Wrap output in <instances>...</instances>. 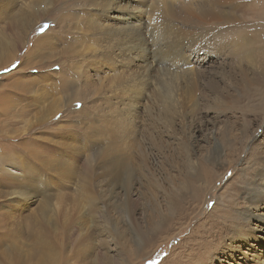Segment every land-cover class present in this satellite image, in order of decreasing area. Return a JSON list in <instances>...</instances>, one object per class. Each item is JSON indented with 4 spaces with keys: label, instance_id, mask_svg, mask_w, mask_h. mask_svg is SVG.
<instances>
[{
    "label": "rangeland",
    "instance_id": "rangeland-1",
    "mask_svg": "<svg viewBox=\"0 0 264 264\" xmlns=\"http://www.w3.org/2000/svg\"><path fill=\"white\" fill-rule=\"evenodd\" d=\"M29 1L0 0L6 41L15 33L6 21L22 10L25 22L14 54L0 56V264H12L10 255L37 264V247L49 251V243L58 264H264V203L256 207L248 198L260 185L264 99L247 98L264 90V81L231 87L223 113L211 88L229 89L226 71L238 78L230 44L258 30L264 42V0H240L253 5L235 8L233 21H206L205 38L200 31L191 36L193 23L182 20L177 0L165 2L175 21L158 16V5L147 0L144 15L128 10L137 33L129 48L128 38L122 44L116 35L102 38L106 26L82 29L98 16L100 0H48L37 16ZM45 35L49 43L30 53ZM189 43H198L197 54L187 55ZM190 68L198 74L195 89L192 76L184 83ZM222 68L225 74L212 75ZM71 73L69 88L63 82ZM163 79L169 112L148 128L146 113L162 105ZM246 106L249 114L240 117ZM125 162L126 178L127 169H119Z\"/></svg>",
    "mask_w": 264,
    "mask_h": 264
},
{
    "label": "bare ground",
    "instance_id": "bare-ground-1",
    "mask_svg": "<svg viewBox=\"0 0 264 264\" xmlns=\"http://www.w3.org/2000/svg\"><path fill=\"white\" fill-rule=\"evenodd\" d=\"M12 1V0H11ZM35 1L39 4H36ZM131 1H134V4H131ZM146 1L147 0H100V1H97L95 3V6L97 7V10L95 12L98 13V16H95V18L93 19L92 18V21L90 20V25L89 23L88 24H83L84 26H82V29H86V28H95V27H99V26H106L104 28V31L101 35L102 38H105V37H113V35H116L118 36V41H116L118 44H122L123 41H121V39L123 38H128V41H126L125 43L128 45V48L131 44V42H136L137 43V33L136 32H132V27H131V23H132V20L131 17L133 16V14L128 11V10H132L133 12H135V14L137 15H144V13L146 12V5H152V4H146ZM48 0H31L29 1L28 3V9H31L33 10L34 7L36 6V16L37 14L39 13L40 9L43 8V6L45 4H47ZM55 2V0H50L48 3L50 4H53ZM154 3H156V5H158V10L156 11V14L158 16H160L161 18L165 19V21H170V20H174L173 18L171 17H176L177 13L168 5H166V0H153ZM166 2V3H165ZM178 2V6L180 7V11H181V17H182V20L184 22H192L193 23V31H192V34L191 36L193 35H196L197 32L200 31V34L199 35L200 37H202L203 35H206V34H209L211 33V31H206V30H200L201 28L203 29L204 28V24H206L205 22L207 21H214L216 23H220V22H223V21H233L234 18H236V12H235V8H241V7H245L247 5V8H249L251 10L253 4H246V3H240V0H177ZM8 4V3H7ZM173 6V5H172ZM174 6H177L174 5ZM240 6V7H239ZM26 8V9H27ZM1 9V8H0ZM4 9V8H3ZM95 9V8H94ZM25 10V9H24ZM18 11V10H17ZM22 11V10H21ZM16 15V16H13V19L10 20V21H6V26L7 27H13V31L15 32L14 35H13V38L8 41H6V39L4 38L3 35H0V56H1V59H3V57L7 58V56H9L10 54H12L14 51V48H15V45L16 44H20V42L22 41L23 39V36L25 37V35L19 37L18 35V29L19 27L21 26V23L24 22L21 20L22 18V14H20V12ZM179 11V12H180ZM240 12V11H239ZM111 14V15H108V14ZM16 14V13H15ZM30 14V13H27V15ZM239 14V13H238ZM35 16V17H36ZM70 17V16H68ZM88 17V16H87ZM28 18V16H27ZM178 19V18H177ZM25 21H27L25 19ZM87 21V20H85ZM175 21V20H174ZM25 23V22H24ZM35 23V20L32 21H29L28 23L26 22V24L28 25L29 29L30 27ZM209 23V22H208ZM25 24V25H26ZM228 24V23H227ZM226 24V25H227ZM254 24V23H253ZM252 24V25H253ZM23 25V26H25ZM181 25V24H180ZM190 25V24H189ZM188 25V26H189ZM231 25V24H229ZM237 25V24H236ZM187 26V27H188ZM221 26V25H220ZM233 26V25H232ZM238 26V25H237ZM263 27V26H261ZM191 28V27H189ZM227 29V27H224ZM239 28V27H238ZM242 28V27H241ZM245 28V27H244ZM259 28V27H258ZM28 29V30H29ZM217 30V29H216ZM244 30V29H243ZM256 30V29H255ZM80 31V30H79ZM186 31V30H185ZM188 31V30H187ZM204 31V32H202ZM206 31V32H205ZM225 32V31H224ZM2 33V32H1ZM82 33V31H81ZM83 33L85 35H87V33L84 32L83 30ZM96 33L98 32H95L94 35H96ZM244 33V31H243ZM26 34V33H25ZM184 34V33H183ZM83 35V37L85 36ZM253 37L252 39L249 37V35H245V36H241L240 39L232 44H230L228 46V53H229V56H230V59H234V61L237 62V65H236V72H237V75H238V78H234L228 71H226L228 74H227V80L225 81V84L229 85V89L226 88L225 85H223V87H220V85L217 83V86L216 85H211V88H212V91H213V97H212V102L214 104V107L216 108V111H219L220 113H223V111L226 110V108H228V105L226 104L227 103V99L229 98L228 96H232V94L230 93V88L233 87L234 89H240L242 86H248V85H253L255 83H257V81H264V42L263 40H259L258 38L260 37L261 35V32L258 30V31H255V32H252L251 34ZM43 36V35H42ZM115 36V37H116ZM184 37L186 36V34L183 35ZM198 36V37H199ZM11 37V36H10ZM131 37V39H130ZM207 37L204 36V38ZM48 38L46 35L44 37H39L36 41V44H34V48H35V45H43L46 41H48ZM57 39V38H56ZM87 39V38H86ZM183 39H186V38H183ZM234 39V38H233ZM238 39V38H237ZM256 39V40H254ZM17 41L16 44L15 41ZM107 40V39H106ZM222 40V39H221ZM224 40V39H223ZM186 42H194L193 39H188ZM198 42V41H197ZM200 42V41H199ZM227 42V41H225ZM49 43V41L47 42ZM75 43V42H74ZM231 43V42H230ZM79 44V43H78ZM184 44V43H182ZM202 44V43H201ZM89 45V44H88ZM72 46V45H71ZM75 46V44H74ZM82 46V45H81ZM198 43L195 44V43H189L188 44V47H192V49H190V53H187V55L189 54H197L198 52V49H200L198 47ZM92 47V46H91ZM83 48L82 50L84 51H90V48ZM131 47V46H130ZM136 47V46H134ZM45 48V47H44ZM137 48V47H136ZM209 48V47H208ZM139 49V48H138ZM142 49V48H141ZM201 49H204L201 47ZM93 50V48H92ZM207 50V48H206ZM219 50V49H218ZM61 50H58L57 49V52H60ZM64 51V49H63ZM66 51V50H65ZM70 51V50H68ZM138 51V50H137ZM176 51V50H175ZM188 51V50H187ZM201 51V50H200ZM37 53L38 52V49L35 48V50H32L30 53ZM40 52V50H39ZM170 52H173V53H177V54H181L179 52H174V51H170ZM205 52V51H204ZM33 53V54H34ZM63 53V52H62ZM66 53V52H65ZM14 54V53H13ZM206 54V52H205ZM217 54V53H216ZM73 56L74 55H78L77 53H73L72 54ZM182 55V54H181ZM220 55V54H219ZM77 57V56H76ZM207 57V56H206ZM228 57V56H227ZM84 58V57H83ZM220 64V63H219ZM223 64V63H222ZM149 67H153V63L151 65L148 64ZM148 67V68H149ZM69 69V68H68ZM232 69V68H231ZM196 69L193 68H190L188 70H185L184 71V76L186 78H188L186 81H184V83H186L187 85L190 83L189 82V79H192L190 76H192L194 78V76L198 75L196 72H195ZM72 71V70H71ZM79 69L76 70V72H78ZM73 72H75V70L73 69ZM235 72V71H234ZM70 73V72H69ZM216 73H223L225 74V70L224 68H222L221 70H219L218 72H215V73H212V75L216 76ZM77 74V73H75ZM65 77V76H64ZM73 75L71 73V75L69 77H65L64 79V86L66 85L67 87L70 88V86H72V82L71 84L69 85L68 81H70L72 79ZM201 81H204V85L205 83H207V79H205L204 76H201ZM226 78V77H225ZM51 79H53L52 77L49 78V76L47 77V81H50ZM184 79V78H183ZM224 79V78H223ZM196 79L194 78L193 81H191L190 85H194L193 89H195V86H196ZM228 81H230L228 83ZM68 82V83H67ZM52 83V82H50ZM162 87L163 89L160 90L159 92V97L162 101V105L161 107L159 108V112L158 113H155L154 115H151L149 112H147V116H148V122L146 123V125L148 126V128H150L154 123L158 122L161 117L166 114H168L169 112V107L167 106L166 102L167 100L169 99V92H168V86L169 85V82L166 81L165 79L162 80ZM181 83V82H180ZM183 84V83H182ZM198 84V83H197ZM189 85V86H190ZM90 84L87 83V88L89 89L90 87ZM198 86V85H197ZM262 87V86H261ZM260 87V88H261ZM251 88V87H250ZM249 89V88H248ZM247 89V90H248ZM170 90V89H169ZM264 90L262 89H258L256 88V90H254V92L252 93L251 96L247 97L248 100H250L251 98H253V96H260L261 100L262 98L264 99ZM261 92V94H260ZM79 94V97H83L84 95H82L81 93H78ZM172 94V93H171ZM233 97V96H232ZM231 98V97H230ZM246 98V97H245ZM206 98L203 97L202 101H205ZM241 106V105H240ZM244 107V106H243ZM248 106H246V108H242L241 109V113H240V117L242 116L243 113L245 114H249L247 112ZM174 109V108H173ZM237 110V109H236ZM240 110V109H239ZM238 112V111H237ZM240 112V111H239ZM254 115L255 112H252ZM239 114V113H238ZM168 116V115H167ZM166 116V117H167ZM170 116V115H169ZM248 117V116H246ZM238 118V117H237ZM249 119V118H248ZM163 120V119H162ZM242 120V119H240ZM162 122V121H161ZM248 124V123H245V125ZM166 126V125H165ZM163 126V127H165ZM169 126V125H168ZM241 130H240V137H244L245 138V135H246V128L244 126L243 123H241ZM157 128V127H156ZM159 128V126H158ZM161 132V131H160ZM223 135V134H222ZM233 139L234 140H239V137L237 135H233ZM24 144V143H23ZM134 144V143H133ZM133 147V146H132ZM128 150V149H127ZM237 150L235 149V152ZM256 151V150H255ZM32 155H35L36 156V153L34 151H31ZM108 153V152H107ZM113 153V152H112ZM217 153V152H216ZM256 153L259 155V159H260V162L258 163V165H260L259 168H257V165H255V163H251V167L253 168V170H251V174L254 173V169L257 168L258 169V179L260 180V185L258 186V188H256L257 185H255L254 187V190L253 191H248L249 192V195H248V198L250 200V203L256 207H261L262 206V203H264V142H262L261 140L258 142V149L256 151ZM119 154V153H118ZM250 154H252L250 152ZM249 154V156H250ZM254 155V154H252ZM121 156V155H120ZM216 156V155H215ZM37 157V156H36ZM54 157V156H53ZM132 157V156H131ZM142 157V156H141ZM250 159L254 158L252 156L249 157ZM116 159V158H115ZM120 159V158H119ZM118 159V160H119ZM46 160V159H45ZM113 161V159H111ZM122 160V158H121ZM117 162V161H116ZM120 162V161H119ZM113 163V162H112ZM127 162L123 163V168H119V169H122L124 170V164H126ZM88 164V163H87ZM84 163L83 167H82V170H84L85 168H88L86 167V165ZM114 164V163H113ZM122 164V163H121ZM120 164V166H121ZM129 164V163H127ZM82 165V164H81ZM115 165V164H114ZM131 167V166H130ZM255 167V168H254ZM112 168V167H111ZM139 168V167H138ZM115 169V168H114ZM117 169V168H116ZM127 169V168H126ZM132 169V168H131ZM121 170V171H122ZM138 170V169H137ZM120 171V170H119ZM117 172L116 175L118 174H121L120 172ZM136 171V170H135ZM139 171V170H138ZM116 172V171H115ZM85 173V176H89V170L86 169V172ZM125 178L128 177V174L130 172H128V169L127 171L124 170L123 171V174H125ZM139 173V172H138ZM82 174V173H81ZM130 175V174H129ZM132 175V173H131ZM123 176V175H122ZM115 178H119V177H115ZM114 178V179H115ZM88 179V178H87ZM86 179V180H87ZM130 179V178H129ZM152 179V178H151ZM113 180V179H112ZM120 181V179H119ZM126 181V180H125ZM128 181V180H127ZM130 181V180H129ZM128 181V182H129ZM150 181V180H149ZM117 183V181H114ZM121 182V181H120ZM119 182V183H120ZM127 182V183H128ZM134 182V181H133ZM130 183V182H129ZM123 184V183H122ZM185 184V183H184ZM125 185V184H124ZM183 186V185H182ZM161 187V186H160ZM129 188V186H128ZM126 189V186L125 188ZM160 189V188H159ZM253 189V188H252ZM178 190V189H177ZM182 190L184 191L185 188H182ZM187 190V189H186ZM179 192V190H178ZM92 195V194H91ZM178 195V194H177ZM167 196H169V202L167 200V203H166V208L169 210V209H172L173 206V201L174 199L176 198V193H171V194H167ZM87 197V196H86ZM82 200H84V197L82 195ZM84 202V201H83ZM174 205V204H173ZM169 212V211H168ZM172 213V212H171ZM96 214V213H95ZM163 215V214H162ZM257 215V214H255ZM255 215H252L251 217L252 218H255ZM164 216V215H163ZM163 216H160L159 215V220L157 221V223H162V219H163ZM169 216V215H168ZM102 218V217H101ZM153 220V218H152ZM264 221V219H263ZM98 227V226H97ZM104 228V227H103ZM154 227H151V230L153 229ZM101 229V228H100ZM104 230V229H103ZM100 231V230H99ZM71 232V231H70ZM72 233V232H71ZM147 233V232H146ZM42 239L40 238L39 241H41ZM39 241H36V242H39ZM55 245H58V241L55 240ZM60 246V244H59ZM62 246V245H61ZM60 246V247H61ZM49 251H44L43 248L41 246H38L37 247V264H56L57 262V259L60 258L58 254H56L54 252V249L55 247L49 243ZM6 259V258H5ZM7 259H9L7 257ZM106 259V258H105ZM8 261V260H7ZM9 261H11L12 264H21V257L20 256H16L14 255L11 259V255H10V259ZM10 263V262H9ZM27 263V262H26ZM7 264V263H5ZM58 264V263H57ZM60 264V263H59ZM115 264V263H114Z\"/></svg>",
    "mask_w": 264,
    "mask_h": 264
}]
</instances>
